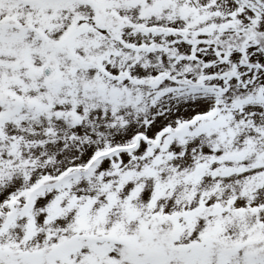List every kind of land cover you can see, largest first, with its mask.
Here are the masks:
<instances>
[{
    "label": "snow or ice",
    "instance_id": "snow-or-ice-1",
    "mask_svg": "<svg viewBox=\"0 0 264 264\" xmlns=\"http://www.w3.org/2000/svg\"><path fill=\"white\" fill-rule=\"evenodd\" d=\"M0 264H264V0H0Z\"/></svg>",
    "mask_w": 264,
    "mask_h": 264
}]
</instances>
